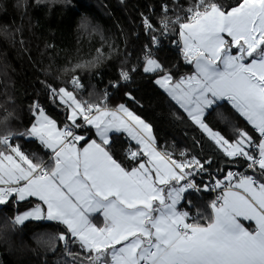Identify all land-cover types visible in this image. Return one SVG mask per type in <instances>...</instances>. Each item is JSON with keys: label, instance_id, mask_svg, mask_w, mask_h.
Segmentation results:
<instances>
[{"label": "snow or ice", "instance_id": "obj_1", "mask_svg": "<svg viewBox=\"0 0 264 264\" xmlns=\"http://www.w3.org/2000/svg\"><path fill=\"white\" fill-rule=\"evenodd\" d=\"M161 8L162 35L178 28L184 60L194 72L174 80L150 49L143 56V71L159 73L155 83L228 162L242 159L254 174L228 171L201 189L194 178L208 170L211 159L201 161L186 150L176 157L158 149L152 126L124 104L109 108L49 85L53 99L68 109V123L59 128L34 104L36 120L30 128L0 133V205L36 198L13 224L47 220L64 225L66 232L57 239L71 264H264V0L228 5L192 0L180 11L167 3ZM143 23L147 31L156 30L147 17ZM152 42L159 45L156 36ZM91 63H78L73 71ZM121 78L128 81L129 73L121 70ZM71 83L82 87L77 76ZM223 100L258 136L236 127L234 137L226 138L209 127L206 112ZM91 129L96 139L88 135ZM121 131L139 145L126 153L135 162L132 167L111 150L110 134ZM16 137L34 138L49 150V158L22 151L13 143ZM210 187L219 190L208 205L210 213L193 215L188 195ZM182 201L184 208L178 207ZM94 214L102 215L103 226L93 222ZM69 243L78 244L83 255L72 253Z\"/></svg>", "mask_w": 264, "mask_h": 264}, {"label": "trees", "instance_id": "obj_2", "mask_svg": "<svg viewBox=\"0 0 264 264\" xmlns=\"http://www.w3.org/2000/svg\"><path fill=\"white\" fill-rule=\"evenodd\" d=\"M191 2L43 0L38 4L37 0H0V133H23L30 128L35 121L34 104H39L63 128L68 123V109L53 99L50 85L54 89L64 87L78 99L93 103H100L107 94L109 108L124 104L152 126L158 149L171 151L176 157L186 150L201 161L211 159L212 164L206 165L208 170L194 178L201 189L204 184L223 179L228 171L243 167L240 160L228 162L230 158L157 87L155 78L159 73L143 71L141 56L157 34L163 18L161 6L167 3L170 9L180 11L181 6L187 7ZM221 2L228 5L235 0ZM175 11H170L169 16H174ZM144 17L153 24L154 32L145 29ZM155 58L173 74L174 80L194 72L193 65L184 60L178 28H170L167 35L160 34ZM89 61L92 63L73 71L76 64ZM121 70L129 73L128 81L121 78ZM73 76L79 77V90L71 87ZM205 122L226 138L234 137L236 127L257 136L227 102L209 109ZM88 135L94 138L92 130ZM111 141L114 158L128 167L134 166L135 162L126 157L132 146L128 139L118 133L111 135ZM13 143L26 153L48 158V151L36 140L16 137ZM253 174L252 170L247 171V175ZM212 199L207 193H191V213L199 210L209 214ZM37 202L29 199L0 205V264H71L64 243L57 239L59 233L66 232L63 225L43 220L13 224L15 215ZM178 207L184 208V202ZM68 248L83 255L78 244L69 243Z\"/></svg>", "mask_w": 264, "mask_h": 264}, {"label": "built area", "instance_id": "obj_3", "mask_svg": "<svg viewBox=\"0 0 264 264\" xmlns=\"http://www.w3.org/2000/svg\"><path fill=\"white\" fill-rule=\"evenodd\" d=\"M143 25H144V23H143ZM160 34H162V33H161V26H160V24H159V26H158V28H157V34L155 35V36L157 37L158 40H159ZM158 48H159V45H158V46H157V45H154L153 42L151 41V45H150V46H147V47L145 48L144 53H143V55L141 56V60H140V61L144 63V61H143V56H144V54H145L146 49H150V50L154 53V55H155L156 50H157ZM77 89H80V87H78ZM100 103H106V104H107V102H106L105 99L102 100ZM107 107H108V106H107ZM256 135L258 136V133H256ZM238 160H240V162L244 163V166L241 167L240 169H232V170H230V171H232V172H234V173H238V174H247V171L249 170V169L247 168V162L244 161V160H242V159H238ZM213 184H214V181L211 182L210 186L213 185ZM198 192H202V193L210 194V195L212 196V198H213L212 200H214V199L217 197V195H218V193H219V190L217 189V190L213 191V190H211V187H210V189H209L208 191L201 190V191H198Z\"/></svg>", "mask_w": 264, "mask_h": 264}, {"label": "crops", "instance_id": "obj_4", "mask_svg": "<svg viewBox=\"0 0 264 264\" xmlns=\"http://www.w3.org/2000/svg\"><path fill=\"white\" fill-rule=\"evenodd\" d=\"M179 43H180V37H179ZM180 47L182 48V44L180 43ZM219 102V101H218ZM231 106V105H230ZM232 107V106H231ZM233 108V107H232ZM235 110V109H234ZM185 113V112H184ZM186 114V113H185ZM187 115V114H186ZM92 130V132H93V134H94V129H91ZM254 131V130H253ZM118 133H120V134H123L127 139H128V141L132 144V146L130 147V148H132V150H138L139 149V145H137L136 144V142L134 141V140H132L131 139V137L128 135V133L127 132H123V131H121V132H114V133H111L110 135H113V134H118ZM93 139H96V137H95V135H94V138ZM81 143H83V142H81ZM48 151V153H49V155H48V158H49V156H50V152H49V150H47ZM47 158V159H48ZM29 199H33V200H36V198H29ZM28 199V200H29ZM37 201V200H36ZM30 210V209H29ZM28 221H37V220H28ZM43 221H47V220H43ZM47 222H55V221H47ZM93 222L94 223H96L98 226H103V223H104V221H103V217H102V215L101 214H94V216H93ZM55 223H58V222H55ZM245 223V225L246 226H250V222H247V221H245L244 222ZM60 224V223H59ZM62 225V224H61ZM64 226V225H63ZM65 227V226H64Z\"/></svg>", "mask_w": 264, "mask_h": 264}, {"label": "rangeland", "instance_id": "obj_5", "mask_svg": "<svg viewBox=\"0 0 264 264\" xmlns=\"http://www.w3.org/2000/svg\"><path fill=\"white\" fill-rule=\"evenodd\" d=\"M144 66V65H143ZM194 68V67H193ZM153 73H155V72H153ZM153 73H148V74H153ZM158 77H156L155 78V80L157 79ZM156 84V83H155ZM157 85V87L159 88V89H161L168 97H169V99L171 100V102L172 103H174L176 106H177V108H179L183 113H184V111H183V109L182 108H180V106L168 95V93L162 88V87H160V85H158V84H156ZM71 87L73 88V89H75V90H79V89H77V88H74V86H73V84L71 83ZM222 102H227L229 105H231L228 101H226V100H223V101H219V102H217L216 104H218V103H222ZM215 104V105H216ZM214 105V106H215ZM234 109V108H233ZM35 120H36V117H35ZM35 122V121H34ZM197 126V125H196ZM198 127V126H197ZM199 128V127H198ZM200 129V128H199ZM200 131L202 132V133H204L201 129H200ZM207 137H208V135L206 134V133H204ZM26 139H28V140H35L34 138H28V137H25ZM209 138V137H208ZM210 139V138H209ZM211 140V139H210ZM37 141V140H36ZM214 142V141H213ZM215 143V142H214ZM45 151H47V149H44Z\"/></svg>", "mask_w": 264, "mask_h": 264}, {"label": "bare ground", "instance_id": "obj_6", "mask_svg": "<svg viewBox=\"0 0 264 264\" xmlns=\"http://www.w3.org/2000/svg\"><path fill=\"white\" fill-rule=\"evenodd\" d=\"M162 37V36H161Z\"/></svg>", "mask_w": 264, "mask_h": 264}]
</instances>
